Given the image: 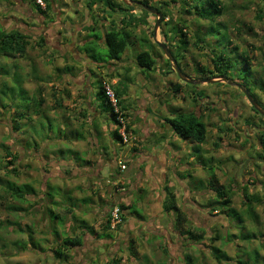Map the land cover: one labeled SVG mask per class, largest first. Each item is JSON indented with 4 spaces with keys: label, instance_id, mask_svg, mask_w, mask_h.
Listing matches in <instances>:
<instances>
[{
    "label": "rangeland",
    "instance_id": "374dc122",
    "mask_svg": "<svg viewBox=\"0 0 264 264\" xmlns=\"http://www.w3.org/2000/svg\"><path fill=\"white\" fill-rule=\"evenodd\" d=\"M37 1L38 0H36V3L38 4ZM49 1L52 7L47 17L44 16L43 18V15L38 11H34V0H0V29L6 31L19 30L30 35L31 38V46L28 49L25 59H17L15 61L11 59H1L0 65H5L11 73L10 76L6 77V80L11 81L14 71H16L13 67L17 65L19 67V73L24 76L25 89L29 92V96H33L38 85H40L39 81L36 83V76L39 78H46L47 76L46 79L49 80V73L54 72L60 75H72L74 74L72 72L74 70L78 74L80 73L79 70H81V72H83V70H89L87 79L89 81V78H91L93 83L92 86L94 89L98 90L100 84L97 82L98 79L101 77L105 78V76H108L110 73V65H106L107 63L102 62L106 59L107 47L106 45H100L94 38V36H101V31H91L87 39L92 36L94 40L89 41L86 46L84 45L81 48H77V50H84L83 52L87 53L88 59L92 60V64L86 62L87 64L85 63V65L82 62L81 65L77 64L74 66L75 55L70 51L69 53H65L64 57L70 63L71 67L66 66L65 63L62 64V62L59 61L62 56L60 55V49H57L59 46H57L58 44L55 39L56 35L51 29L49 32H46V26L49 23V26L60 24L63 30H61V32L60 28H58L57 31L59 30L62 34L61 41H65L64 44L69 46L73 42L72 34L75 30V26L71 28L69 25L82 24L87 19L83 16V12L76 9L77 4H80L82 0ZM115 1L121 2L120 0ZM133 1L139 2V0ZM165 1L167 0H154L151 6L154 9L162 7L160 4ZM43 2L44 6H41V4L40 6L44 10L47 3L44 0ZM220 2L225 8L226 14L224 17L220 18L217 23H221L227 27L230 39L226 34V38H223V40L217 37H210V39H206V43L198 44V46L201 47L198 48L194 45L197 39L196 37L206 33L211 23L199 21L194 16L183 15V19L186 20L185 31L187 33L189 47L185 53V60H179L181 69L189 78L200 80L205 77H200L195 72V66L199 63L202 66L210 67L211 71L216 74L215 77L219 76L214 67V52L218 58L223 57L229 60L228 62L232 66L231 73L227 75L228 81L241 79L243 83L250 86L253 91L260 92L264 89L261 83V81L264 83V8H261L258 0H220ZM97 5L98 8H96L92 14L95 27L98 28L101 21L104 20L100 17L102 5L100 3ZM126 7L131 8V11L126 12L128 16H132L133 18L142 17L146 19L148 24L147 26H139L134 31L132 43L129 45L127 52L123 55L124 61L121 64L118 61L114 62L120 64V68L117 71L123 79L120 85H124L130 94V90H132V95L135 93L140 95L141 88L135 89L129 84L133 82V86L136 85L137 77H139L140 74L146 77L153 75V73H157L161 80H164V78L159 71H147L140 68L136 64L137 55L142 51H148L152 55L159 56V64H161L159 68L166 71L168 59L163 51L156 45L154 35H152L157 20L156 17L149 13H143L141 6L137 4H132L130 6L126 5ZM171 7V9L174 10V7L177 8V5H171ZM87 8L88 7L82 6L84 11H86ZM118 13H120V11L111 12L110 14L115 17ZM259 14L263 19L260 20L258 18ZM32 17L39 18L40 24L32 21L33 19H30ZM179 18L180 12L174 10L173 13L169 15L170 20L164 23L161 22L157 31V41L164 44L167 43L161 35L162 31L163 33H167L169 39L168 44H170L173 49L175 44H180V42H178L179 40L175 41L170 39L174 37L171 31L179 22ZM119 22L120 19H117L114 24L119 25ZM104 29L107 32L110 28L107 26L104 27ZM220 33L221 36L224 34V32ZM44 34L48 35V37H45L47 45L45 50H41L36 43L39 42L41 37L44 38ZM219 39L222 40L221 45L218 43ZM228 40H231L230 46H228ZM214 41L216 43H214ZM202 48L204 50H202ZM235 48H237L238 55L246 53L250 56L249 68L241 66L242 63L237 54L234 55L230 52L229 49ZM78 67L79 69H77ZM34 69L37 70L36 75L34 74ZM91 74L92 77H89ZM170 76L181 81L176 74L173 75L172 73ZM206 76L207 79H218L214 78L211 74H207ZM107 84L109 85V83ZM44 87V96L47 103L49 99L47 95L49 88L48 85ZM188 91L194 92V99L198 103L203 102L204 105L208 104L210 107L211 103L224 99L225 106H227L226 109L222 106L218 107V105L217 109L215 107V111L220 113V117H211V108H209L208 111L204 110L202 107L201 109L198 108L197 116H200L208 126L207 141L201 146H205V148L209 146L210 150L207 152L205 149V151L199 153L195 143L183 140L179 137V143L181 142L183 144V149H181V151L185 157L183 164L185 170H187L184 173L186 190L178 179L171 176L175 184V190H171V192L179 195L177 197L179 207L189 216L187 228L192 231L199 230L200 233L204 231L206 235L205 240L201 243L191 242L182 238L180 235H176L173 230L174 225L173 227L171 225L172 219L168 221L169 218L165 215L164 219L167 222L164 224L162 219L161 224L164 227H170L168 233H162L161 231H153L150 233L146 228L144 232L142 231L133 235L130 231L123 235H116L114 231H109L111 232L109 234L112 235V239L105 238V234L103 233L100 234L102 236L101 239L98 236L81 235L80 237H83L84 244L82 247L72 251L69 264H115L113 261L114 259H117L119 264H186V255H190L193 258L194 264H264V175L259 177L257 181H255L256 178H254L253 182H251L252 177L249 176L250 172L243 175L241 181L238 178L236 179L234 174L238 172V168L232 165V160H229L231 163H227V161L228 159H232L231 157H236V161H238L241 157L233 152L235 144L230 138V131L228 130L227 133L222 136V139L218 137L221 136V133L217 131L222 121L226 124L232 122L239 112L245 117L254 116L256 119H260V116L254 113L248 101L238 90L226 85L224 82H215L213 84L184 85V93H182L184 101L183 108L182 106L180 108H170L175 112L174 114H176V117L180 114H188V112L192 111L190 108L194 109V106L197 105L187 94ZM15 94L16 96H11L17 99L16 101L20 106H25L27 101L18 98L19 90H16ZM1 99H3V97H1ZM261 100L264 102L263 97ZM166 102L167 100L165 103ZM5 103L12 106L9 100H6ZM126 103L131 104L132 108L136 107L131 97L126 100ZM167 103L170 107L171 104H173L171 100ZM224 110H226V112ZM21 111L25 110L21 109L20 112ZM59 111L60 112L55 117H51V115H49V112H51L49 105H45L47 117L39 118L35 120L34 123L23 120L22 122H24V125L22 129L15 132L12 129L13 125H15L12 120H19L13 114V109H0V163L2 165L0 169V179L9 181L17 187L31 185L36 192V196L31 195V200L36 201V203L33 204V207H30V204H23L12 195H6L5 187L0 186V264H63L55 261L53 252H49L50 249L55 247V242L54 235L50 233L51 221L44 210L45 207L49 205L46 203L48 197H46L44 204L38 201V199H41L43 195L48 192L47 186L49 184L55 187L60 186L62 189H65V177L62 173L60 174L58 170L54 169L53 163H64V161L68 160L67 154L69 152V145L66 144V142L63 143L65 136L68 135V137L72 138L73 134L82 132L80 129L71 128L70 120L65 118L62 109H59ZM205 111L206 114H204ZM103 117H106V115L104 114ZM87 127L88 125H85V130L82 133L86 136L88 134L86 130L89 129ZM129 142L130 143L125 145L120 144V147L122 149L125 147L126 149L129 144H134L131 140ZM172 143L173 141H170V144ZM37 145L39 147L36 150ZM6 147H13V150L17 152L18 160L14 163V166L16 168L18 167L17 169L19 170L17 175L11 174L9 170L5 168L7 162L11 160V158L5 157ZM249 155H252V151L249 152ZM127 159L130 164H127L128 170L123 172V174L127 176L123 178V181L135 182L140 174L143 173L141 178L145 179L147 183L149 181L146 172L148 168L147 164L142 168L141 172H137L132 166V160L129 156L126 157V160ZM211 159H213V162H211ZM226 163L227 165H225ZM202 166H205L208 171L206 169H201ZM222 166L223 169L221 168ZM211 169L215 172L214 184L217 185V187L225 186L226 188H232L234 195L232 197L231 208L242 215L243 223H239L235 216H227L219 207H209V203H211L214 198H217V196L213 195V192H211V185L208 184V180L211 181ZM63 171L64 170H62V172ZM109 175L108 170L103 172V184H106V182L110 180ZM66 178H68V176ZM204 181L207 182L204 183ZM81 182L82 181L78 178L76 184ZM118 183L121 184L120 182H116V184ZM126 184L130 188L132 198L125 202L122 200V196H124L122 195L115 204L118 203L125 207L134 205V207L128 210L130 215L134 216V214H138L140 217L141 214L142 218H138L135 215L136 218L148 222L150 219L147 214H149L150 210L148 209L147 200L149 199L151 191H148L145 187L136 191L131 189L129 183ZM244 187L248 188L250 195L257 194L262 198L261 204L253 205L255 218L247 214L242 192ZM125 189L126 195L128 189L127 187H125ZM54 191L59 190L55 189ZM117 193L122 194L119 192ZM130 194L128 193L125 198ZM95 196V198L91 197V200H94L95 204L99 206L102 202L99 201L97 193ZM38 204H41V206H38ZM111 206L112 204L107 203L104 208L110 209ZM12 208H24L27 209V211L21 212L13 210ZM188 209L194 211L198 210L200 213L191 212ZM55 211L60 214L65 213L61 212L58 208H56ZM128 211H126L127 217H129L127 214ZM82 213L83 211H81L80 205H78L75 214L76 216L78 215V218H81L82 216L79 214ZM95 217L94 215L89 217L92 222L91 225L94 228H96L95 225L97 223V218L95 219ZM71 225L72 221L69 222L65 229L61 228L60 230L68 232ZM99 226L100 225H97V228ZM139 228H142V223L139 224ZM32 230L36 233L33 235L34 241L35 243H40L43 249L42 251L35 250L34 247L29 244V237H31ZM116 233L119 234V232ZM75 234H78V232H75ZM242 235H244L243 238L245 237L244 240H242ZM68 236L73 237V235ZM213 239H216V241H212ZM133 243L134 251L137 253L135 257L130 253V247ZM24 246H26L25 249ZM213 247L221 250L226 255V258H221L219 260L212 250ZM255 250L260 254L258 263H255L252 259V254H254Z\"/></svg>",
    "mask_w": 264,
    "mask_h": 264
},
{
    "label": "crops",
    "instance_id": "0c3cea01",
    "mask_svg": "<svg viewBox=\"0 0 264 264\" xmlns=\"http://www.w3.org/2000/svg\"><path fill=\"white\" fill-rule=\"evenodd\" d=\"M91 1L92 0H82L80 4H77L76 6V9L83 12V16L87 20L82 24L69 25L71 28L72 26H75V30L72 34V44L66 46L64 44L65 41H60V44L57 43V46H59L57 49H60V55L62 56L59 61L62 62V64L65 63L66 66H70V63L66 60L64 54L69 53V51L75 55L74 66L77 64L81 65L82 62L84 64L86 62L92 64V60L88 59L87 53L83 52L84 50H77V48H81L84 45L86 46L89 41L94 40L93 38L87 39V36L91 31L95 30L101 31L102 35L99 36L97 41L100 45H105L104 37L106 31L104 27L109 26L111 29L112 22L117 21V19L121 20L126 15L128 16L126 12H120L117 16L113 17L110 14L111 11L102 8L100 10L102 12L100 17H104V21H101L97 28L95 27L92 13L98 8V5H94L90 8ZM82 6L88 7L87 10L84 11ZM123 61L124 57L118 62L121 64ZM159 62L160 59L157 60L155 71H159L161 75H163L164 80H161L157 73H153V75L146 77L140 74L139 77H137L136 85L133 86V82L129 83L130 86L135 89L141 88L140 95L136 93L132 95V90H130V94L124 85L122 86L125 88L120 85L122 84L121 82L123 79L119 72H117L120 68L119 63L118 65L114 61H111L106 64L110 65V73L108 76H105V78H99L97 82L106 83L107 86L110 85L111 87H109L111 90L118 94L122 107L120 114L122 117L123 115L125 117H123L124 125H121L120 127H116L111 114L105 113L101 109L98 100L99 88L98 90L94 89L91 78H89V81L87 79V73L89 70H83V72L79 70V74L74 70L72 71L74 73L72 75H60L54 72L49 73V82L44 84V86L48 85L49 88L47 93L49 99L46 103L51 110L49 115L55 117L60 112L59 109H62L65 118L70 120L71 128H77L82 131L81 133L73 134L72 138L68 137V135L65 136L63 143L66 142V144L69 145V152L67 154L68 160L64 161V163L54 162L53 164L54 169L58 170L59 173H62L65 177L64 190L66 192L69 191L70 196L79 200L81 211H83L82 214H79L82 216L81 220L92 226L89 217H92L93 215L96 216L95 219L97 218V223L95 225V230L98 233L105 232L103 227L109 217L110 209L104 208V206L107 203L114 205L122 195H124L122 196V200L125 202L132 198L130 188L126 184L129 183L131 189L136 191L145 187L148 191L152 192H150L149 201L147 200L148 209L150 210L147 215L150 220L148 222L146 220H139L138 218L140 217L138 214H134V216L130 215L128 210L134 207V205L126 207L128 209L122 211L123 223L117 231H114V234L123 235L130 231L133 235L142 231L144 232V229L146 228L150 233L153 231L168 233L170 227H164L161 224L162 219L164 224L167 222L164 219V216L166 215L169 218L168 221H171L170 219H172L171 225L172 227L174 225V233L180 235L175 228V215L164 211V203L168 191L175 190V184L171 176L178 179L185 190L187 188L184 178V173L187 170H185L183 164L185 157L181 151V149H183V144L181 142L179 143V136L174 132L168 122L169 120L176 118V114H174L175 112L170 108H180L183 105L182 93H184V83L172 78L170 76L172 73H168L166 70H161L159 68L161 65ZM77 69H79V67ZM89 77H92V74L89 75ZM107 83H109V85ZM177 86L180 87L178 93L175 92V87ZM187 94L193 101L195 100L193 91H188ZM43 95H45V93ZM129 97H131L136 104L135 108H132L131 104L126 103V100ZM166 100L167 102L171 100L173 103L171 104V107L167 102L165 103ZM59 105H61V108L58 107ZM201 105H204L203 102H201ZM206 108H210L208 104L203 106V109L208 111ZM206 111L204 114H206ZM104 114L106 117H103ZM85 125H88L87 128H89L86 130L88 133L87 136L82 134L85 130ZM116 131H118V136L122 138V141L117 138ZM123 133L127 136L125 142L122 137ZM130 140L134 142V144H129L126 149L125 147L123 149L120 147V144L125 145L130 143ZM170 141H173V143L170 144ZM196 146L198 147L197 151L199 153H202L205 149L207 152L210 150L209 146L207 148L197 144ZM128 156L132 160V166L137 172H141L142 168L147 164L148 168L146 169V172L149 178L147 183L145 179L141 178L143 173L140 174L135 182L123 181V178L127 177L123 172L128 170L127 164L129 161L128 159L126 160V157ZM123 165L125 166V169H121ZM201 169L205 170L206 167L202 166ZM62 170L64 171L62 172ZM105 170H108L110 180H108L106 184H103L102 174ZM67 176L68 178H66ZM78 178L82 182L76 184ZM116 182H120L121 185L127 187L128 190L126 195L125 193H117L115 189ZM206 182L207 181H204V183ZM209 182L210 180H208V184ZM96 193L98 194L99 201L102 202L99 206L95 204L94 200H91V197H96ZM128 193L130 195L125 198ZM175 196L177 198L179 195L175 193ZM177 205L179 207L178 202ZM188 210L198 214L200 213L198 210V212L191 209ZM126 211H128L127 214L129 217L126 216ZM135 215L138 218H136ZM140 216L142 215L140 214ZM140 223H142V228H139ZM97 225L100 226L97 228ZM116 232H119V234Z\"/></svg>",
    "mask_w": 264,
    "mask_h": 264
},
{
    "label": "trees",
    "instance_id": "16d2710c",
    "mask_svg": "<svg viewBox=\"0 0 264 264\" xmlns=\"http://www.w3.org/2000/svg\"><path fill=\"white\" fill-rule=\"evenodd\" d=\"M47 3L46 8L43 10L39 4L35 2V7L37 8V11L47 17L49 10L51 9V2L49 0H44ZM121 1V0H120ZM154 0H139L143 5L152 7V2ZM101 4L102 8L105 10H109L111 12H129L131 11V8H127L125 3L117 2L115 0H92L90 2V8H92L94 5ZM258 3L261 5V8H264V0H258ZM179 4V5H178ZM162 7L156 8L159 12L163 14L162 23H164L169 19L170 13H173L175 10L176 12H180V18L179 22L172 28V33L174 34V37H171V40H179L180 44H175L174 49L171 47L170 44H168V35L167 33H163L161 31V35L167 42V46L169 50L171 51L173 57L178 62V65L181 67L179 60L184 61L185 60V53L186 50L189 47V41L187 37V33L185 31V23L186 20L183 19V15H189L196 17L199 21H206L211 23V26L208 28L207 32L204 34H201L202 36L198 35L196 38V42H194V45L198 48H201L198 46V44H204L206 43V39L210 37L214 38H220L223 40L225 37V34L230 39L229 33L227 31V27L221 23H217V21L224 17L226 14V10L223 7L220 0H167L164 3L160 4ZM171 5H177V8L174 7V10L171 9ZM153 8V7H152ZM143 13H147L142 7H141ZM104 10V11H105ZM104 18V17H103ZM258 18L261 20L263 17L259 14ZM157 19V18H156ZM146 19L142 17H132V16H125L123 17L119 25H115L114 22L111 23L112 27L109 29L104 37V44L107 47V56L103 63H109L111 61H120L127 51L129 45L132 43L134 31L139 26H147ZM93 30V28H92ZM220 32H224L222 34ZM153 35V34H152ZM177 37V38H176ZM92 38V36L90 37ZM95 40L97 41L99 37L94 36ZM176 38V39H175ZM180 38V39H179ZM218 40V43L221 45L222 40ZM30 36H28L26 33H23L19 30H12V31H6L0 29V61L1 59L5 60H17V59H25L28 53V49L31 46L30 43ZM173 43V42H171ZM214 43H216L214 41ZM213 43V44H214ZM228 43L231 45V40H228ZM212 44V45H213ZM36 45L41 49L45 50L46 47V41L45 38H40L39 42L36 43ZM97 46V45H95ZM202 50H204L202 48ZM230 52L234 55L237 54V48L235 49H229ZM215 59H214V67L216 70V73H218L219 77H215L216 74L214 72L210 71V67L208 66H202L199 63L195 66V72L200 77H206L207 74L213 75L214 78H221V77H228L227 75L231 73L232 66L228 62L229 60L218 56L213 52ZM238 58L241 60V66L248 67L249 68V60L250 56L246 53L237 54ZM159 56L152 55L148 51H142L139 53L136 57V64L147 71H155L157 60ZM1 63V62H0ZM16 71H14V74L11 78V81L6 80V77L10 76V71L7 69V67L4 65H0V109L1 110H7V109H13V114L16 118H18L19 121L16 119H13V125L12 129L15 132H18L22 129V126L24 125L23 120L30 121L32 123L35 122V120H38L39 118L47 117L48 115L45 112V105H46V99L43 95L45 93L44 90V84H47L49 80H47L44 77H35L36 83L37 81L40 82V85H38V88L33 96H29V92L25 89V79L24 76L19 73V67L17 65H14L13 67ZM166 68L168 73L176 74L172 70V65L170 64L169 60H167ZM37 70L34 69V74L36 75ZM10 82V83H9ZM182 82V81H181ZM247 82V81H245ZM183 83V82H182ZM263 88L264 83L261 81ZM186 85V84H184ZM106 83L100 82L99 85V93H98V100L100 102V107L105 113H109L112 116V119L115 121L116 126L120 127L121 124L118 121V113L122 111L121 107V101L118 97L117 93L115 94L116 98V107L118 108V113L115 110V107L112 105L108 95L107 91L105 89ZM180 87H175V92H179L178 90ZM16 90H19L18 98L22 100H26L27 104L25 106H20V104L17 103V99L13 98L12 96H16ZM12 95V96H11ZM3 97V99H1ZM6 100H9L12 106L5 103ZM195 104H198L196 100H194ZM61 108V105L58 106ZM21 109H24L25 111H21ZM207 109V108H206ZM209 110V109H207ZM124 117V115H123ZM125 118V117H124ZM169 124L171 125L174 132L183 140H191L192 142L196 143L197 145H203L207 141V128L208 126L203 122V120L196 115L190 113V114H180L175 119L169 120ZM118 131H116L117 138L122 141V138L118 136ZM264 142V138H263ZM30 146V145H28ZM38 145L36 150L38 149ZM31 148V147H30ZM29 150V149H28ZM5 157L11 158L7 162L6 169L9 170L11 174L17 175L19 173V170L14 166V163L16 160H18L17 152L13 150V147H6L5 148ZM2 168V165L0 163V169ZM208 171V170H207ZM210 174V173H209ZM211 175V181L209 182V185H211V189L215 191L217 199L209 203V207H219V209L224 213L227 214V216H235L237 217V220L239 223H243V217L241 214H239L235 209L231 208L232 205V197H233V191L232 188H226V187H217V185L214 184L215 175L212 173ZM49 184V183H48ZM0 186L5 187L6 195H12L15 199L19 200L23 204H30V207H33V204L36 203V201L31 200V195H35V190L31 185H22L21 187H17L16 185L10 183L9 181H4L0 179ZM48 192L43 195L41 199H38L40 203L44 204V201L46 200L47 205L45 207V214L48 216V218L51 221V230L50 233L54 235V242L55 247L50 249L49 252H53V257L55 261L59 263H66L69 264V258L70 254L73 250H76L83 246L84 239L82 236H85L86 234L98 236L101 239V233H98L93 226L88 225L85 221L81 220V218H78L76 216V209L79 205V200L73 198L70 196L69 191H65L60 186H52L48 185ZM55 189H58L59 191H54ZM65 192V193H64ZM243 196H244V205L246 206V211L248 216H252L255 218L254 215V204H261L262 198L257 194H249L248 188L244 187L243 190ZM41 204H38V206H41ZM215 205V206H214ZM120 209L127 210L124 205H120ZM113 207V205H112ZM112 207L109 210V217L106 221V224L104 225V233L105 238L112 239V235L109 234V231H111L110 222H111V211ZM60 209L61 212H65L64 214H60L59 212H56L55 209ZM16 211L25 212L27 209L24 208H12ZM215 210V209H214ZM164 211L166 213H172L175 215V228L179 232L180 236L186 240H189L191 242H197L201 243L205 240L206 235L205 232L202 231L201 233L199 230H191L187 228L189 217L187 214L178 207L177 205V198L175 194L171 191H168L166 201L164 203ZM142 218V216H140ZM123 220V216H122ZM72 221V225L69 227V231H61L60 229H65L66 226H68L69 222ZM71 232V233H70ZM75 232H78V234H75ZM36 233L32 230L31 231V237H29V244L34 247L35 250L42 251L43 249L40 246V243H35L33 235ZM68 235H73L68 236ZM76 235V236H74ZM244 235H242V240ZM212 241H216V239H213ZM28 244V245H29ZM134 243L130 247V253L133 257L136 256L137 253L134 251L133 247ZM27 246V245H26ZM24 246V249L26 248ZM211 248V247H210ZM215 254L217 255V258L220 260L221 258H226V255L219 250L216 247H213L212 249ZM252 259L255 263H258L260 254L257 250H255L254 254H252ZM115 264H119V261L117 259L113 260ZM186 264H194L193 258L190 255L185 256ZM241 264V263H240Z\"/></svg>",
    "mask_w": 264,
    "mask_h": 264
},
{
    "label": "flooded vegetation",
    "instance_id": "af4514ba",
    "mask_svg": "<svg viewBox=\"0 0 264 264\" xmlns=\"http://www.w3.org/2000/svg\"><path fill=\"white\" fill-rule=\"evenodd\" d=\"M51 7H52V4H51ZM34 8H35L34 11H37V8L36 7H34ZM43 18H44V16H43ZM30 19H33L32 21L36 22L37 24H40L39 18H33L32 17ZM49 24L46 26V32H49V30L51 29L52 32H54L56 35L55 39H56L57 43L60 44V41L62 39L61 38L62 37V34H61L62 31L61 30H63L62 26L60 24H55L53 26H49ZM56 25H57V28H56ZM58 28H60L61 32H59V30L57 31ZM28 36H30V35H28ZM47 36H48L47 34H44V38ZM210 71H211V68H210ZM217 77H219V76H217ZM221 78H226L227 80H229L228 77H221ZM201 79H207V78L205 77V78H201ZM231 82L234 83V85H228L227 83H225V84L232 87V88H235L236 90H238V92L248 101L246 96L237 87L238 84L244 86L246 89H248L250 91V94L252 95L253 99L257 102V104L260 105L261 108L264 110V102L261 100L262 97L264 98V89L260 92L253 91L252 88H250V86H248V85H245L241 79H236L235 81H231ZM186 85H188V84H186ZM248 103H249V101H248ZM182 104H184V101L182 102ZM217 105H218V107L219 106L225 107V109L227 107V106H225L226 104H225L224 99H222V100L220 99V101L218 100L215 103H211V106H210L211 117L212 116H218V117L221 116L220 113H218V111H215V107H216V109L218 108ZM249 105H250L251 109L254 111V113L257 114L258 116H260V119H256L254 116H246L245 117L242 115L241 112H239L232 122H229L228 124H226L224 121H222V124L219 125L217 131H219L221 133V136H218V137H220V139H222V136L224 134H226L228 130L230 131V133H231L230 138L232 139L233 143L235 144L233 147V152L235 154H238L241 157V159H239L238 161H236L237 160L236 157H231L232 159H228V161H227V163H231V161H229V160H232V165L234 167L238 168V172L234 174L235 178L236 179L238 178L241 181V179L243 178V175L250 172L249 176L252 177L251 182H253L254 178H256L255 181H257L259 177H262L264 175V142H263V138H264V116H262L260 113L255 111V109L251 106L250 103H249ZM201 107L203 108L201 103H198L197 105L194 106V109L190 108V110H192V111L188 112V114L192 113V114L197 116V111L199 110L198 108L201 109ZM182 108H183V105H182ZM224 111L226 112V110H224ZM197 117L201 118L200 116H197ZM203 122H204V120H203ZM207 133H208V131H207ZM251 151H252V155H249V152H251ZM211 162H213V159H211ZM227 163L225 165H227ZM221 168L223 169V166ZM212 173L215 175L214 170L211 169V174ZM211 183H212V180H211ZM223 187H225V186H223ZM243 190H242V192H243ZM211 192H213V195H216L215 191H213L212 189H211ZM243 198H244V196H243ZM216 199L217 198H214L211 201V203L214 202Z\"/></svg>",
    "mask_w": 264,
    "mask_h": 264
},
{
    "label": "water",
    "instance_id": "95a60500",
    "mask_svg": "<svg viewBox=\"0 0 264 264\" xmlns=\"http://www.w3.org/2000/svg\"><path fill=\"white\" fill-rule=\"evenodd\" d=\"M121 1H123L125 3V5H127V6H130L132 4H137V5L141 6L145 11H147L149 14L154 15L155 17L158 18L156 20L154 31H153L154 41H155L156 45L163 51L164 55L166 56V58L169 60L170 64L172 65V70L176 73V75L179 77V79L183 83L188 84V85H201V84H204V83L213 84L215 82H224V83H227L228 85H234V83H232L231 81H228L226 78L201 79V80H196V79L189 78L182 71L181 67L178 65V62L173 57V55H172L171 51L169 50L168 46L166 44H164V43H161V42L157 41V39H156L157 31H158L159 26L161 24V21H162V18H163V14L161 12H159L158 10L150 7V6L143 5L141 2H134L133 0H121ZM237 87L246 96V98L248 99V101L251 104V106L255 109V111H257L262 116H264V110L253 99L252 95L250 94V91L248 89H246L244 86L239 85V84L237 85Z\"/></svg>",
    "mask_w": 264,
    "mask_h": 264
},
{
    "label": "built area",
    "instance_id": "2783aa9c",
    "mask_svg": "<svg viewBox=\"0 0 264 264\" xmlns=\"http://www.w3.org/2000/svg\"><path fill=\"white\" fill-rule=\"evenodd\" d=\"M38 4L41 6H44V2L43 0H38L37 1ZM105 89L107 91V95L112 103V105L115 107V110L116 112L118 113V108L116 107V98H115V94L114 92L111 90V88L109 86H105ZM119 117H118V121L119 123L123 126L124 125V120H123V117L121 116L120 113H118ZM122 137H123V140L124 142L127 140V136L124 135V133L122 134ZM121 169H125V166L123 165L121 167ZM116 191L119 192V193H122L124 194L126 192V189L123 185L121 184H116ZM111 222H110V227H111V231H117L118 228L122 225L123 223V220H122V216H123V212L122 210L120 209V206L119 204H114L113 207H112V211H111Z\"/></svg>",
    "mask_w": 264,
    "mask_h": 264
},
{
    "label": "clouds",
    "instance_id": "9594fccd",
    "mask_svg": "<svg viewBox=\"0 0 264 264\" xmlns=\"http://www.w3.org/2000/svg\"><path fill=\"white\" fill-rule=\"evenodd\" d=\"M157 18V17H156ZM158 19V18H157Z\"/></svg>",
    "mask_w": 264,
    "mask_h": 264
}]
</instances>
